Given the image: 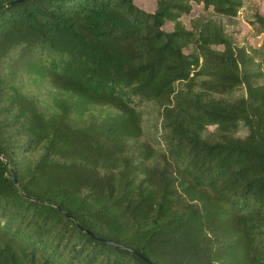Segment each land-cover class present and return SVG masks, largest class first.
<instances>
[{
    "label": "trees",
    "instance_id": "1",
    "mask_svg": "<svg viewBox=\"0 0 264 264\" xmlns=\"http://www.w3.org/2000/svg\"><path fill=\"white\" fill-rule=\"evenodd\" d=\"M0 153V264H264V0H0Z\"/></svg>",
    "mask_w": 264,
    "mask_h": 264
},
{
    "label": "rangeland",
    "instance_id": "2",
    "mask_svg": "<svg viewBox=\"0 0 264 264\" xmlns=\"http://www.w3.org/2000/svg\"><path fill=\"white\" fill-rule=\"evenodd\" d=\"M137 3L140 5L148 8V9H153L155 6V0H135ZM195 10H199V7L196 6ZM245 16L241 15L238 16L237 19L231 20V22L228 23V30H238L240 27H242L243 30L249 27L247 20H245ZM253 42H255L257 45H259L261 41V37L253 38ZM244 130L240 129L239 134H244Z\"/></svg>",
    "mask_w": 264,
    "mask_h": 264
},
{
    "label": "water",
    "instance_id": "3",
    "mask_svg": "<svg viewBox=\"0 0 264 264\" xmlns=\"http://www.w3.org/2000/svg\"><path fill=\"white\" fill-rule=\"evenodd\" d=\"M0 156L7 162V164L8 165H10L11 166V169H12V171H13V173L15 174V171H14V168H13V166H12V163H11V161L5 156V155H3V154H1L0 153ZM15 180H16V182H18L17 181V179H16V177H15ZM107 241L108 242H112L111 240H109V239H107ZM118 245H120V246H122V247H125V248H127V249H129L130 251H132V252H135V253H138L135 249H133L132 247H128V246H125V245H122V244H118ZM138 254H140V253H138ZM141 256H143L142 254H140ZM144 257V259L149 263V264H155L153 261H151L149 258H147L146 256H143Z\"/></svg>",
    "mask_w": 264,
    "mask_h": 264
}]
</instances>
